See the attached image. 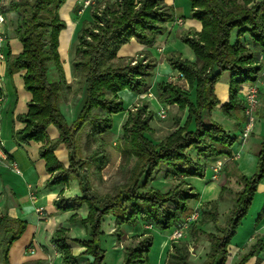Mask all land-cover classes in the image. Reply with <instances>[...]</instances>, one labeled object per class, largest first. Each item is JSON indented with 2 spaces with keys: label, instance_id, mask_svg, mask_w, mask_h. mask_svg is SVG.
I'll list each match as a JSON object with an SVG mask.
<instances>
[{
  "label": "trees",
  "instance_id": "trees-1",
  "mask_svg": "<svg viewBox=\"0 0 264 264\" xmlns=\"http://www.w3.org/2000/svg\"><path fill=\"white\" fill-rule=\"evenodd\" d=\"M188 1L190 15L200 22L202 29L191 35L184 33L181 39L188 44L195 59L191 62L174 54L166 59L184 79L188 89L193 91V100L188 97V91L169 81L155 86L160 104L175 105L179 113L186 110L187 117L178 130L152 144L146 137L150 132L148 122L152 119L147 105L138 104L133 107L134 110H126L127 119L121 127L123 154L136 159L130 172L131 182L117 189L113 196L98 199L93 194L89 195L87 182L82 184L76 175L70 145L86 126L90 128L92 142H103L112 134L111 115L125 111L119 93L128 90L137 95L149 88L154 64L142 57L118 59L116 54L121 45L131 39L144 45L153 43L163 33L165 23L173 21V9L164 0H94L97 6L91 12V22L83 21L76 32L70 62L73 83L81 97L75 109V120L67 124L60 104L67 101L71 85L65 83L58 52L59 33L66 27L59 11L66 0H8L4 8L5 12L14 16L13 34L22 50L17 56H10L8 51V71L23 72L24 89L31 95L26 113L17 117L24 128L15 131L12 136L19 144L28 141L41 143L39 158L44 161L45 171L50 177L46 182L48 187L67 184L70 179L78 181L83 193L81 198L70 200L59 196L53 205L66 212L86 204V219L74 217L71 222H79L89 233V238L87 241H73L86 249L85 255L92 256L93 264L101 263L103 257L96 239L103 215L115 217L116 226L134 225L140 221L151 229L165 231L191 214L187 202L198 200V195L189 184L190 178L202 177L206 160L229 155L234 142V137H230L218 124L212 121L205 124L203 121V113L211 114L219 105L214 93L215 84L221 74L230 73L228 101L220 106V110L235 114L242 108L238 97L241 85L255 80L261 70L257 63L260 53H264V0L257 3H252V0L243 3L238 0ZM51 67L58 77L56 80L48 77ZM49 127L57 131L58 137L54 140H49L46 134ZM60 144L68 152V168H64L54 155ZM98 146L101 147L102 143ZM259 154L261 166H264V153ZM92 155L99 157L103 164L104 156L100 151ZM163 168L167 172L166 177L172 174L179 179L166 193L151 186ZM262 175L249 181L241 176L243 190L237 195L239 207L230 211L225 228H216L218 233L224 231V234L211 236L213 244L202 264L226 263L228 238L235 234L239 219L245 214L257 180ZM202 213L206 214L205 210ZM210 220L216 223L214 217ZM24 227L18 222L17 228L12 229L14 232L3 249L2 264H8V246L20 236ZM151 235L144 230L134 245L125 247V264H132L143 257L152 245ZM67 240L66 230L58 228L51 243L60 251L62 264H74ZM261 247L262 243L258 240L239 264L256 255ZM172 248L177 257H172L171 253L170 261L186 264L187 256L180 253L174 242Z\"/></svg>",
  "mask_w": 264,
  "mask_h": 264
},
{
  "label": "rangeland",
  "instance_id": "rangeland-1",
  "mask_svg": "<svg viewBox=\"0 0 264 264\" xmlns=\"http://www.w3.org/2000/svg\"><path fill=\"white\" fill-rule=\"evenodd\" d=\"M173 1H175V9L181 8L180 11H183V15L185 17H190V2L188 0ZM238 1L243 3L247 0ZM258 1L260 0H252V3H257ZM252 3L250 5H253ZM6 4H4L3 8L6 7ZM89 6L90 7L87 8L88 6L84 5L83 0H79L74 5V8L71 11L72 19L79 20L80 26L83 21L91 22L92 20L90 15L92 10L95 8L94 6H97V4L94 2V0H92ZM78 12H81L80 16L77 14ZM67 42L68 40L66 38L62 39L61 45L63 46V48H65ZM167 44L168 46L166 49L165 58H167L170 54H174V56H179V58H182L183 60L191 61L190 57H192L193 59V52L191 51L188 44L183 42V40L181 39V35L171 39V41ZM74 45L75 40L72 46L69 47V61H71L73 57ZM155 50L156 48L151 49L153 57L157 61H159L158 54ZM136 58L140 57L137 56ZM165 65L166 67H168V69L173 70L169 65L167 59ZM158 69L160 70L161 68H159V66H156L155 73ZM54 73V68L51 67L48 77L52 79L51 76H54L56 74ZM178 75L179 73H177V76H175V78H173V80L169 82L178 87L180 86L184 89V91H188L187 94L190 98V90L188 89L186 82L180 75ZM70 85H73V91L71 89L69 90L70 92L67 98H72L69 104L73 105L76 109L77 102L81 97V94L76 91L77 87L75 84ZM258 90L259 106L257 105V107H259L260 110V108L264 109V86L260 85ZM156 91L155 88H153L152 97L154 96L157 99ZM239 98L241 99V96ZM28 102L29 101H26V103L24 104V114L27 111ZM138 104H146L147 112H149L152 116V119L148 122V128L150 132L146 134V137L152 142V144H157L168 134H171L174 131L178 130L182 113L178 112L177 106L160 104V108L165 111L166 115L165 119H161L157 115L159 106L156 103L150 105L151 103L139 102ZM166 106H168L167 109L165 108ZM133 107H131L130 110H134ZM70 110L71 108L69 107V105H65L63 103L61 104L60 111L67 124H71L75 120L74 118L76 110L74 111V117L72 118V110L71 113H69ZM216 110H219L220 112L215 113L214 120L213 116L204 112L203 121L205 124H209L210 121L215 122L220 127L225 129L229 133L230 137H234V142L230 150L234 152L235 155H238V158L234 160L236 161L235 165L238 171L235 173L230 155H227V160L219 167V172L215 179H212V176L214 174L212 168L215 167L214 165L216 163L211 164L213 166L207 164V167H202V177L197 176L189 180V184L194 188V192L198 195V200H190L187 202V207L189 208L191 214L186 215L181 220L175 222L170 230L163 231L156 228L151 229L148 225L140 221H138L134 225L116 226L115 217H112L111 215H103L96 237L97 246H99L100 251L103 252L102 261L99 264H125V247L129 246L130 244L134 245V243L139 238V236L137 235L134 237L132 236L126 238L125 231L131 226H136L137 229H140L142 231L146 230L148 232H151L152 234V245L149 247V250L143 254V259H136V261L132 264H176L177 261H170L169 257L171 253L173 254L172 257H177V255L173 252V242L176 246H178V249H180V253L187 256L185 260L186 264H202L206 261V259L208 258V253L210 252L211 246L213 244L211 236H222L224 234V231L222 233H218L216 228H225V223L230 217V211L234 209L236 211L237 207H239L237 195L243 190V183L240 179L241 176L249 181L256 178L258 175H262V169H264V166H261L262 162H260L261 158L259 154L260 152L264 153V133L259 132L261 125H264V112H262V115H259V117L257 111H255V113L253 114L255 126L247 141L242 142L239 139L242 130L245 127L244 114L242 110L238 109L235 114H227L226 112H221L220 107L219 109H217V106L213 109V111ZM126 119L127 113H125L124 118H121L120 120L122 122L119 126V134H114V131H112L111 129V136H109L108 138L105 137V139H103V142H92L89 136L90 128L86 126L84 127V129H82L80 134L74 137V140H72V143L70 145L73 148L72 162L74 165L73 168L75 169V173L77 176H79L80 182H82V184H84V182H87L88 188L90 189L89 195L93 194L97 197L96 199L103 198L104 196L111 197L117 192V189L126 187L127 184L131 182L130 172L136 159L128 158L123 154L125 148L122 145L123 134L121 131V127L124 125ZM257 124L260 126L257 127ZM35 143L36 142L34 141H28L26 143H20V145H24L28 147L27 149H29L31 147L29 146V144L33 145ZM99 143H102L101 147L98 146ZM60 145L63 146V144ZM63 148L65 147L63 146ZM97 151H100V154L104 156V158L102 159L103 164H101L100 160L98 159L99 157L95 158L92 155L93 152L97 153ZM67 154L68 152L66 150V159L68 158ZM200 163L203 164L202 161ZM63 167L68 168L69 162L67 166L63 165ZM164 168L160 170V173L156 175L155 181L151 183V186L154 188H158L163 193H166L172 187L171 185L179 179L172 174H169V176L166 177L165 174L167 172ZM58 185L56 184V186L52 187L56 188ZM65 185H67V187L64 188V192L59 193L61 197L69 198L71 200L73 198H81L83 196L82 190H80L78 181L76 179H70V181ZM46 187H48L47 184ZM252 196V200L250 204L247 205L245 214H243L239 219V224L235 234L228 238L229 244L226 247L228 262L226 261L225 264H239L240 260L243 259L246 254H248L249 249L253 247L258 241V239H253V234L255 233V229L258 226L257 224L260 219L264 218V175H262V177L257 180V185ZM83 206H86V204H82L81 206L77 207L76 210L80 209ZM202 207L206 208L203 209L205 210L206 214L202 213ZM193 214H196L195 219H191V215ZM213 217L215 218L216 223H213V221L210 220V218ZM8 223L11 224V228H14V223ZM176 233L180 234L178 238L176 237ZM88 238L89 233H87L85 237L80 239H83V241H87ZM5 247L6 245L3 244L0 246V264H2L4 260L3 249ZM237 247L239 248V253L235 254L233 250H235ZM93 262L94 260L88 264H93ZM60 264H62V261Z\"/></svg>",
  "mask_w": 264,
  "mask_h": 264
},
{
  "label": "crops",
  "instance_id": "crops-1",
  "mask_svg": "<svg viewBox=\"0 0 264 264\" xmlns=\"http://www.w3.org/2000/svg\"><path fill=\"white\" fill-rule=\"evenodd\" d=\"M8 0H0V10L4 16V24L0 25V33L5 37V41L0 45V51L3 55V59L0 60V139L3 150L7 155L5 164L9 167L13 164L17 166L20 173L16 174L12 172L6 166H0V246L6 245L7 240L12 236L15 227L17 228L18 222L24 224V230L20 236L8 246L7 263L8 264H57L61 263L60 251L57 250L51 243V238L58 228H63L68 233L67 245L70 248L72 256H74V264H88L93 261L90 255H85L86 249L76 244L73 240L83 241V238L88 233L87 230L79 222H71V219L77 217L79 219H86L87 208L86 206L80 209H73L71 211H60L56 209L53 202L60 196L59 193L64 192L65 184L58 185L56 188L46 187V182L49 180V175L45 171V163L39 158V148L41 143H35L29 149L24 145H20L15 141L12 136L15 131L24 128V125L17 120L18 116L24 115L26 101H30L31 95L24 89L22 75L23 72L8 71V59L7 53L10 52V56H17L21 53V46L16 40L14 29V16L11 13L5 12L3 8ZM79 0H66L62 5L63 7L59 11V17L64 20L66 27L59 33L58 39V52L59 60L62 64V70L64 72L65 83L74 84L72 77L71 62L69 61L70 49L74 40L76 39V32L80 28V21L73 20L71 11L74 5ZM84 2V0H83ZM167 6L172 7L173 15H175L173 21L167 22L164 25V31L158 35L154 42L149 45H144L136 39H131L129 42L121 45L116 57L118 59H136V57H142L147 61L154 64L152 69L153 77L149 84V88L142 94L134 95L128 90H124L119 93V97L124 103L125 111L120 114H113L112 117V131L118 135L119 126L124 118L126 110L133 106H138V103H156L158 106L160 103L156 97H152L153 88L160 82L171 81L178 72L168 69L166 67V49L171 39L178 37L184 33L192 34L193 32L199 33L201 31V24L198 20L191 17H185L181 8H174L175 1L164 0ZM81 12L77 14L80 16ZM190 13V6H189ZM178 29V30H177ZM177 30V31H176ZM67 39V45L63 48L62 39ZM69 38V39H68ZM71 43V45H70ZM62 48V49H61ZM156 48L159 61H157L152 54L151 49ZM260 58L257 65L261 68L256 75L255 80H250L241 85L238 95L241 96V101L244 100V93L251 85L259 89L260 85L264 86V79L260 77L261 73H264V53H260ZM193 56V54H192ZM191 61L195 59L190 57ZM156 66L161 68L155 73ZM55 72V71H54ZM55 74V73H54ZM53 80L58 77L55 74L51 76ZM230 73L224 72L221 74L218 82L215 84L214 93L219 100L217 109L223 103L228 101V87H229ZM177 78V77H176ZM73 86V85H72ZM71 86V90L73 88ZM157 92V91H156ZM259 94V90H258ZM157 95V93H156ZM69 98V97H68ZM190 99L193 100V91H190ZM72 98L67 99L63 104L69 105L71 110V118L74 117L75 107L71 104ZM150 100V101H148ZM61 105V104H60ZM259 106V103H258ZM73 107V109H72ZM166 109L168 106L165 107ZM162 109L159 106V110ZM258 116L262 115L264 109L259 110L256 108ZM261 111V112H260ZM219 110L211 111V116L215 113H219ZM259 116V117H260ZM187 117L186 110L181 115L179 127L183 124ZM260 125L257 124V127ZM260 133H264V125H261ZM49 140H54L58 137L57 131L53 127H49L46 131ZM34 146V147H32ZM26 147V148H25ZM230 153L234 154L230 150ZM56 159L63 165L67 166L66 150L62 145H59L54 152ZM227 156L219 157L217 159L206 160L207 164L225 163ZM231 159V158H230ZM235 173L238 171L234 160L231 159ZM215 166V165H214ZM208 169V168H207ZM191 179V178H190ZM69 199V198H65ZM37 208H42L43 212L39 215L36 212ZM6 219V220H4ZM8 219V220H7ZM8 222H14V228H11V224ZM253 234V239L260 240L262 243L261 249L256 255L249 257L244 264H264V218H261L257 224ZM143 233L142 230L137 229L136 226H131L125 231L126 238L140 236ZM254 242V240H253ZM30 248L34 249V253H29ZM237 247L233 252L239 253ZM4 252V250H3ZM4 256V254H3ZM234 256V255H233ZM228 262V261H227Z\"/></svg>",
  "mask_w": 264,
  "mask_h": 264
},
{
  "label": "built area",
  "instance_id": "built-area-1",
  "mask_svg": "<svg viewBox=\"0 0 264 264\" xmlns=\"http://www.w3.org/2000/svg\"><path fill=\"white\" fill-rule=\"evenodd\" d=\"M92 0H84V5L86 6H89V4L91 3ZM4 16L0 10V25L4 24ZM5 41V37H3V35L0 33V45H2ZM3 59V55L0 51V60ZM180 75V74H179ZM178 75V76H179ZM260 77L262 79H264V73H261L260 74ZM244 100H243V103H242V112L244 114V128L242 130V133L239 137V139L244 142V141H247L249 135L251 134L253 128H254V117H253V114L255 113L256 111V108H257V105H258V89L255 87V86H250L248 89H246L245 93H244ZM0 100H2V98L0 97ZM157 115L158 117H160L161 119H165L166 118V115H165V111L163 109H160L158 112H157ZM230 158L231 159H237L238 158V155H235V154H232L230 153ZM7 160V155L5 153V151L3 150V147H2V143H1V139H0V166H6L8 167L12 172H15L16 174H19L20 171L19 169L17 168V166L15 164L11 165L10 167L5 164ZM222 163L220 162H216L215 164V167L212 168V170L214 171V174L212 176V179H215V177L217 176L218 174V169L219 167L221 166ZM36 212L41 215L42 212H43V209L42 208H37L36 209ZM196 218V214H193L191 215V219H195ZM180 236L179 233H176V237L178 238ZM29 253H34V249L33 248H30L29 250Z\"/></svg>",
  "mask_w": 264,
  "mask_h": 264
}]
</instances>
